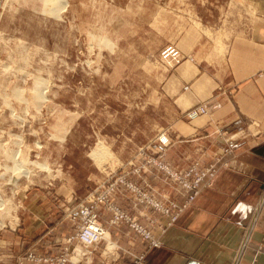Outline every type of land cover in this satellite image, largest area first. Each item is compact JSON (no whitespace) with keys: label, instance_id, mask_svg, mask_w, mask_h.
Wrapping results in <instances>:
<instances>
[{"label":"rangeland","instance_id":"rangeland-1","mask_svg":"<svg viewBox=\"0 0 264 264\" xmlns=\"http://www.w3.org/2000/svg\"><path fill=\"white\" fill-rule=\"evenodd\" d=\"M52 1L0 0V264H45L27 257L60 255L76 230L66 218V209L110 177L127 173L132 179L156 173L177 188L170 173L157 169L156 160H162L178 176L194 163L200 168L211 165L217 172L213 164L205 165L201 160L178 171L164 160L162 149L170 142L162 130L170 121V112L168 105L159 101V85L176 63L161 60L157 48L160 43L175 44L176 22L235 34L253 15L255 2ZM190 60L179 54L178 63ZM38 91L43 93L40 100L36 98ZM186 112L184 118L192 121ZM160 136L165 145L159 143ZM99 147L103 150L97 155ZM113 155L127 161L118 163ZM112 162L115 165L108 167ZM15 165L24 166L27 173L15 171ZM136 169L138 173L132 175L131 170ZM99 173L102 179L97 178ZM138 188L168 212L175 209V203H165L148 187ZM68 191L85 195L78 198ZM37 193L44 194V202L55 210L58 221L74 230L62 238L58 254L37 255L30 245H41L39 239L15 245L23 239L15 232L21 215L31 195ZM122 193L129 196L133 210L144 206L159 213L144 203H135L130 192ZM99 210L105 215L103 208L97 213ZM172 215H167L170 221ZM144 221L155 223L153 219ZM100 242H104L101 253H110L105 241ZM98 244L80 264H87Z\"/></svg>","mask_w":264,"mask_h":264},{"label":"crops","instance_id":"crops-1","mask_svg":"<svg viewBox=\"0 0 264 264\" xmlns=\"http://www.w3.org/2000/svg\"><path fill=\"white\" fill-rule=\"evenodd\" d=\"M254 1L253 15L232 35L176 22L171 46L191 62L174 65L159 85V101L170 112L162 130L170 142L162 149L165 162L178 171L201 160L215 166V176L173 221L148 207L133 210L128 195L116 194V205L150 228L159 247L147 248L124 225L108 226L99 210L97 221L111 252L103 255L100 242L87 264H134L138 255L137 264H264V1ZM166 46L160 43L157 49ZM198 104H205L206 114L187 121L184 113ZM131 181L158 193L165 203L179 206L185 199L160 174L144 173ZM31 196L15 230L23 239L15 245L39 239L41 245H30L37 255L58 254L60 241L74 230L58 221L44 194ZM144 218L155 223L148 225Z\"/></svg>","mask_w":264,"mask_h":264},{"label":"built area","instance_id":"built-area-1","mask_svg":"<svg viewBox=\"0 0 264 264\" xmlns=\"http://www.w3.org/2000/svg\"><path fill=\"white\" fill-rule=\"evenodd\" d=\"M160 58L163 61H174L178 63L179 54L171 46H166L160 51ZM206 114L205 104H199L188 110L185 114L186 118L193 120L201 115ZM161 145L166 144V140L159 138ZM158 170L170 173V178L177 184L178 193L186 195L185 202L181 207H174L176 212L171 216V221L175 219L177 214L186 208L195 199L202 185L208 183L215 176V170L210 165L206 168H200L197 163L183 175L178 176L170 172L167 165L162 160H156ZM131 174H137L138 170H131ZM123 191H128L133 195L135 203H144L158 210L161 215H168V209L160 203L142 192L130 179L127 173L110 177L103 185H100L92 191L85 199L74 204L70 209H66V218L75 225V233L66 240L67 246L62 249V253L55 257H46L37 259L33 256H28L30 261L36 259L37 262L45 264H80V261L85 256L92 253L93 248L103 239L104 230L97 221V210L103 208L105 210V218L107 223L112 226L124 225L131 230L135 235L147 242V248L159 247V240L155 238L149 229L139 223L134 217L124 212L117 206L112 198ZM73 203V202H72ZM107 246H109L107 244ZM142 256L137 257L134 264L141 261ZM18 264H22L18 262Z\"/></svg>","mask_w":264,"mask_h":264},{"label":"bare ground","instance_id":"bare-ground-1","mask_svg":"<svg viewBox=\"0 0 264 264\" xmlns=\"http://www.w3.org/2000/svg\"><path fill=\"white\" fill-rule=\"evenodd\" d=\"M53 1H55V0H53ZM52 1V2H53ZM58 1V0H57ZM61 2H64V0H60ZM59 1V2H60ZM59 2H57V3H59ZM63 5H65V4H63ZM43 90V89H42ZM37 96H36V98L38 99V100H40V98L42 99V95H43V93L42 92H39L38 91V93L36 94ZM44 97V96H43ZM42 101V100H41ZM102 150H103V148L102 147H99L98 149H96V153H97V155H100V153H102ZM95 151V150H94ZM104 153V152H103ZM95 155V154H94ZM10 160L11 161H13L14 160V158H15V155L13 154V155H11L10 157ZM18 165V164H17ZM17 165H15V171H18V172H20V174H25V173H27L26 171H24L22 168L24 167V166H17ZM21 176V175H20ZM0 202L2 203V201L0 200ZM0 203V207L2 206V204Z\"/></svg>","mask_w":264,"mask_h":264}]
</instances>
